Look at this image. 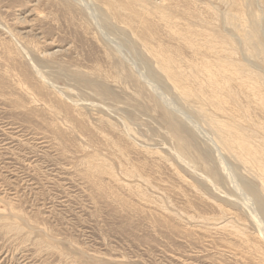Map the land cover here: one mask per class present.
<instances>
[{"label": "rangeland", "instance_id": "rangeland-1", "mask_svg": "<svg viewBox=\"0 0 264 264\" xmlns=\"http://www.w3.org/2000/svg\"><path fill=\"white\" fill-rule=\"evenodd\" d=\"M0 264H264V0H0Z\"/></svg>", "mask_w": 264, "mask_h": 264}, {"label": "bare ground", "instance_id": "bare-ground-1", "mask_svg": "<svg viewBox=\"0 0 264 264\" xmlns=\"http://www.w3.org/2000/svg\"><path fill=\"white\" fill-rule=\"evenodd\" d=\"M205 35H207V34H205ZM211 35V34H210ZM209 35V36H210ZM213 35V34H212ZM198 36V35H197ZM196 36V37H197ZM201 36H203L204 37V35L202 34ZM209 36H207V38H208V41H209V39H210V42L212 43V41H213V39H214V41H218V42H214V43H216V44H211V43H209V44H211L212 46H210L209 44L207 45V47H214L215 45L217 46V47H214L213 49L211 48V51L209 52V54L210 55H214L215 56V59H217V61H213V65H211V63L209 64V61L208 60H205L203 57V59L206 61V62H208V64H203L202 66H199V67H197V65L196 64H194V65H196V66H194V68H193V70H194V72L196 71V73H201V74H206V75H208L207 77H211V78H213L212 76H216V78H218V77H220V76H222L223 77V81H224V84L225 85H223L222 84V82H221V84L219 85V84H217V82L216 83H214V88L216 87V88H218V89H223L222 88V86L224 87V86H226L228 83H229V81H231V80H234V79H238L239 77V80H243V81H245L244 79H241L242 78V74L243 73H247L246 71H244V67H242V66H240V65H236L235 64V62H233L232 60H231V58H232V56H231V49H230V47L228 46V44H227V41H226V39H223V38H220V39H218V38H216L215 36H211V37H213L212 39L211 38H209ZM203 37H202V41H203ZM215 37V38H214ZM198 38V37H197ZM212 40V41H211ZM205 41H207V40H205ZM205 41H203V43L205 42ZM199 42H201V41H199ZM202 43V42H201ZM200 43V44H201ZM206 43V42H205ZM196 46H198V48H200L199 46H203V44H201V45H196ZM206 47V46H205ZM206 47V48H207ZM197 49V48H196ZM199 51H200V49H199ZM199 54V53H198ZM233 55V54H232ZM210 57H212V56H210ZM202 59V60H203ZM233 59V58H232ZM211 60V59H210ZM211 62V61H210ZM202 64V63H201ZM191 68H192V66H191ZM246 68V67H245ZM199 73V74H200ZM195 74V73H194ZM248 75H245L246 77H247V79H249L248 77H250V75L251 74H249V73H247ZM197 75V74H196ZM217 75H219L218 77H217ZM211 78H209V79H211ZM211 80H213V79H211ZM217 81V80H216ZM222 81V80H221ZM253 80H252V78H250L249 79V82H246V84H247V87L249 88V89H252V86H256V85H254L253 84V82H252ZM214 82H215V80H214ZM213 86H211V87H213ZM228 86V85H227ZM231 86V85H230ZM215 88V90L217 91L218 89H216ZM211 89H213V88H211ZM213 91H214V89H213ZM250 157H251V155H249ZM253 158V157H252Z\"/></svg>", "mask_w": 264, "mask_h": 264}]
</instances>
